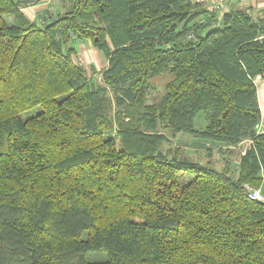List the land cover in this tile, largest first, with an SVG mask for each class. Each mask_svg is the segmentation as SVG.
Here are the masks:
<instances>
[{
	"label": "trees",
	"instance_id": "1",
	"mask_svg": "<svg viewBox=\"0 0 264 264\" xmlns=\"http://www.w3.org/2000/svg\"><path fill=\"white\" fill-rule=\"evenodd\" d=\"M27 1L0 0V264H264L244 188L264 194V9L61 0L31 20ZM73 40L105 56L100 81ZM165 130L225 144L223 167L162 152Z\"/></svg>",
	"mask_w": 264,
	"mask_h": 264
},
{
	"label": "rangeland",
	"instance_id": "2",
	"mask_svg": "<svg viewBox=\"0 0 264 264\" xmlns=\"http://www.w3.org/2000/svg\"><path fill=\"white\" fill-rule=\"evenodd\" d=\"M33 9H34L33 6L29 7L30 17H31L29 19H31V20L33 19L34 15H35ZM19 10L25 16H28V14L26 13L25 10H22L21 8ZM44 14H46L47 16L49 15L48 12H46V13L43 12L39 15L37 14L36 17L40 18V17L44 16ZM6 20L10 23L12 21V18L7 17ZM72 45L78 49L79 41L73 40ZM83 48L80 47V52H82V53H80V55L78 57V61L82 66H84V68L86 69L88 74L94 75V77H96L98 79L99 70L101 69L102 65L105 64L106 58L102 54H99V53H101L100 51L98 53L95 50H92L90 53L87 50L83 51L82 50ZM86 57L91 58V60H86ZM168 78H169L168 74H163V75L157 76L151 80V85L153 88L151 89V92L148 94V99H147L148 103L155 102V100L158 99V97L160 96V94L163 91L164 84L166 83ZM261 83L256 81L257 90H258V97L260 96V98L262 100V110L264 113V87H263V84H261ZM111 113H113V111ZM21 117L24 118L25 113H21ZM204 125H205L204 114L202 112H199V113H197V115L194 118V126H195V128H202ZM164 133L168 137V140L165 141L163 144H161L158 147V149L161 150L162 152L167 153L168 151H170L171 153H174L175 150L180 149V151L181 150L184 151L186 153V155H188L192 159L198 160V161L203 162V163H205V162L212 163L211 165L214 166L215 168H222L223 167L221 154L214 152L212 149H210V150L209 149H206V150L200 149V148H203L205 146H201V147H199L198 150H194V149H196L197 146H193L194 143L191 142L193 140H196V141H199L197 144H206L205 141H209L211 143H217V141L207 140V139H203V138H195V137H192L186 133L185 134L178 133V135L175 134L173 136V135H171V133L168 130H165ZM191 146H193L195 148H192ZM242 148L240 149L238 146H235L233 148V151H235V152L232 155L231 154L229 155V159L232 161L235 160L237 151L241 150L240 152L244 153L246 146H244ZM191 176H192L191 174L186 173L182 177V180H187ZM84 256H85V259H87L89 261H97V260L106 259V254L103 252H87Z\"/></svg>",
	"mask_w": 264,
	"mask_h": 264
},
{
	"label": "crops",
	"instance_id": "3",
	"mask_svg": "<svg viewBox=\"0 0 264 264\" xmlns=\"http://www.w3.org/2000/svg\"><path fill=\"white\" fill-rule=\"evenodd\" d=\"M29 1H31V4H32V6L34 8L33 10H34L35 18L33 17V19H35V20L37 19V17H36L37 14L39 15V14H41L43 12L44 13L48 12V13H53V14L54 13H60L62 11V7H63L61 0H29ZM191 1L192 2H200V3L203 4L204 7H207L208 9H210L217 2H219V0H191ZM232 7L233 8L244 9V10H250L255 15H257V14H261V11L264 9V0H235L233 5H232ZM49 15H51V14H49ZM80 47L81 48L84 47L82 49L83 51L87 50L88 52L91 53L92 50H95L96 52L99 53V51L96 48L91 46L89 41H85V42L84 41H79L78 49L75 47L76 50H77V54L74 57V60L77 61V62H79L78 61V57H79L80 53H82V52H80ZM99 54H101V53H99ZM86 60H91V58H87L86 57ZM106 64H107V60L105 59V64L102 65L101 69L104 68L106 66ZM100 70H99L98 75L100 74ZM91 76H94V75H91ZM257 82H260V83L262 82L261 84H263V87H264V78L257 79ZM257 98H258L259 106H260V109H261V125H264V113H263V110H262V100H261L260 96L258 97V90H257ZM191 142L194 143L193 146H197L196 149H194V150H198L199 147L205 146V147L200 148V149H204V150L212 149L214 152L217 153L221 148H225L226 147L225 144L220 143V142L211 143L209 141H205L206 144H197L199 141H196V140H193ZM247 144H248V140H245V141H242L241 143H239L238 147L241 149L242 147L247 146ZM193 146H191V147L195 148Z\"/></svg>",
	"mask_w": 264,
	"mask_h": 264
},
{
	"label": "built area",
	"instance_id": "4",
	"mask_svg": "<svg viewBox=\"0 0 264 264\" xmlns=\"http://www.w3.org/2000/svg\"><path fill=\"white\" fill-rule=\"evenodd\" d=\"M234 1L235 0H219V2H217L212 7V9L214 11H219L221 13V12L225 11L226 9L230 8L233 5ZM31 6H32L31 1H27L25 6L21 8L22 10L26 11V13L28 14L27 17H29V18H31L30 17V11H29V7H31ZM244 188H245L247 196L249 198L264 202V194L263 193H260L259 191H257V189L251 187L249 184H245Z\"/></svg>",
	"mask_w": 264,
	"mask_h": 264
},
{
	"label": "bare ground",
	"instance_id": "5",
	"mask_svg": "<svg viewBox=\"0 0 264 264\" xmlns=\"http://www.w3.org/2000/svg\"><path fill=\"white\" fill-rule=\"evenodd\" d=\"M262 127H264L263 125H261ZM259 128V130L263 131V128ZM257 191H259L260 193H263L262 190L260 188H257ZM263 202V201H262Z\"/></svg>",
	"mask_w": 264,
	"mask_h": 264
}]
</instances>
